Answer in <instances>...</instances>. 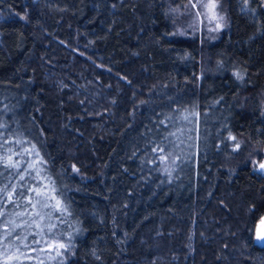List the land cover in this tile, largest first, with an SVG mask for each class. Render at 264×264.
<instances>
[{
  "label": "trees",
  "instance_id": "obj_1",
  "mask_svg": "<svg viewBox=\"0 0 264 264\" xmlns=\"http://www.w3.org/2000/svg\"><path fill=\"white\" fill-rule=\"evenodd\" d=\"M187 2L0 0V123L44 161L23 182L0 164L3 183L50 178L71 234L51 260L23 246L34 227L16 229L10 251L34 259L14 264H264V2L219 0L223 31L180 37ZM18 204L0 237L31 223Z\"/></svg>",
  "mask_w": 264,
  "mask_h": 264
},
{
  "label": "snow or ice",
  "instance_id": "obj_2",
  "mask_svg": "<svg viewBox=\"0 0 264 264\" xmlns=\"http://www.w3.org/2000/svg\"><path fill=\"white\" fill-rule=\"evenodd\" d=\"M244 7L241 11H253L248 8L249 0H242ZM189 5L191 8L203 7L207 9V19L210 21L216 22V27L211 29V31H219L222 27L225 26V16L218 14L217 9L219 7V0H208L206 4L202 3L201 0H196V3H193L192 0H189ZM187 7V6H185ZM172 11H176L173 9ZM197 16H200L201 13L197 12ZM237 77L240 78V73H236ZM160 123H163L161 121ZM7 125L0 123V164L3 165L5 169L8 170H17L20 169V172L16 173L19 181H26V178L31 175L33 171H36L37 177L41 176L43 169L37 171V165L43 164L44 161L42 158H39V152L36 151V146L31 145L30 148H24L23 145L28 143L22 139L9 140L5 138ZM22 135V134H21ZM173 135V134H170ZM235 140V138H232ZM11 143L23 148L22 151H14L9 148ZM240 147L239 143H236L233 151L238 150ZM153 152L161 153L160 159L162 162L168 160L169 157L164 156V149L161 147L153 148ZM171 154H169L170 156ZM20 157L19 160H14L13 157ZM25 156H35L38 159H34L31 163L22 159ZM155 163V160L153 161ZM21 164H27V167L21 169ZM75 170V169H74ZM258 171L264 172V163L259 165ZM22 173V174H21ZM5 173H0V183H3ZM15 177L8 175L7 179L9 182L3 183V186H0V218H3L7 215L5 206L9 204H14L19 206L18 201L23 200L26 202L27 206L34 211H28L26 207L25 212L17 213L18 216H24L26 213L29 216L31 223L30 224H14L12 221H5L4 223V234L0 237V241L3 242V250L0 251V264H14L15 261H19L21 257L25 260H32L34 257L29 256L25 253H20L19 255L13 254L10 251L9 242L13 235L17 236V240L12 243H22L23 240L27 239V236L20 237L16 233V229L21 227H34L36 232L33 233L32 245L24 244L25 248H30L33 252L45 251L55 252V256L50 255L49 259L55 260L57 257L62 255V250L66 251L70 248L71 234H69L68 242H61L63 234L56 231L58 224L64 223V216L66 214V207L62 202L57 199V191L55 187L52 186L53 182L49 178L48 184H39L35 187H28L26 184L21 183H10ZM9 189H11L9 191ZM27 193V194H26ZM54 202V203H53ZM58 212L60 215L57 217V222H52V213ZM12 225L9 228V225ZM38 237V238H37ZM257 241L264 243V235H258ZM46 245V248H41L40 245ZM39 264H44V261L41 259Z\"/></svg>",
  "mask_w": 264,
  "mask_h": 264
},
{
  "label": "rangeland",
  "instance_id": "obj_3",
  "mask_svg": "<svg viewBox=\"0 0 264 264\" xmlns=\"http://www.w3.org/2000/svg\"><path fill=\"white\" fill-rule=\"evenodd\" d=\"M193 3H196V0H192ZM202 3L206 4L208 0H201ZM187 6V7H185ZM200 12L201 15L197 16L196 13ZM218 14L224 15L223 11L218 7ZM207 9L203 7L191 8L189 5V0L187 3H184L182 7L176 10L174 16L176 17L174 32L180 37L186 36H195L202 33H220L226 27V19L224 21L225 26L222 27L219 31H211L216 27L215 21H210L207 19ZM13 254H16L14 251H11Z\"/></svg>",
  "mask_w": 264,
  "mask_h": 264
},
{
  "label": "water",
  "instance_id": "obj_4",
  "mask_svg": "<svg viewBox=\"0 0 264 264\" xmlns=\"http://www.w3.org/2000/svg\"><path fill=\"white\" fill-rule=\"evenodd\" d=\"M264 2V0H263ZM254 170L255 172L258 174V175H261L263 176L264 175V172H261V171H258V168H259V165L264 163V157L262 158L261 161H256L254 162ZM254 243L256 245H259V246H264V243H261V242H258L257 241V236L258 235H264V216L258 221L256 227H255V230H254Z\"/></svg>",
  "mask_w": 264,
  "mask_h": 264
}]
</instances>
